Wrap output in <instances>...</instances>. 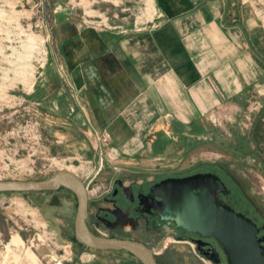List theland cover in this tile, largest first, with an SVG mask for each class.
Wrapping results in <instances>:
<instances>
[{
  "label": "rangeland",
  "instance_id": "1",
  "mask_svg": "<svg viewBox=\"0 0 264 264\" xmlns=\"http://www.w3.org/2000/svg\"><path fill=\"white\" fill-rule=\"evenodd\" d=\"M246 2L264 15V0ZM153 10L147 0H0V179L37 180L59 169H75L91 196L88 225L93 232L142 241L156 252L158 264H213L192 240L177 234L174 225L161 227L141 215L135 208L137 194L167 177L223 174L231 182V195L222 197L224 202L264 221V85L263 94H253L246 105L223 109L172 144L143 149L129 162L118 148L107 145L98 173L84 159H70L52 148L46 132L52 118L44 106L51 88L36 98L39 88L49 85L50 31L62 22L64 12L73 14L70 21L81 28H126L133 18V27L141 30L149 18L154 22ZM260 37L264 47L263 30ZM86 168L94 170L87 178ZM76 210L77 198L66 188L0 193V264H27L25 254L32 244L24 241L16 250L10 243L19 236L9 233L10 215L28 235H40L50 249L58 245L59 253L82 250L73 240Z\"/></svg>",
  "mask_w": 264,
  "mask_h": 264
},
{
  "label": "crops",
  "instance_id": "2",
  "mask_svg": "<svg viewBox=\"0 0 264 264\" xmlns=\"http://www.w3.org/2000/svg\"><path fill=\"white\" fill-rule=\"evenodd\" d=\"M147 3L154 8V22L149 18L148 27L141 30L133 27V18L126 28H81L70 21L74 15L69 12L51 29L49 85L39 88L36 98L51 88L44 104L52 118L46 132L58 154L90 161L97 170L111 145L129 162L141 150L172 144L178 135L193 132L201 120L223 109L236 110L253 94H263L264 15L253 11L251 2ZM83 175L87 178V168ZM127 191L132 196V187ZM91 201L89 196V213ZM10 217L9 233L19 234L10 243L16 250L24 241L32 243L25 254L27 264H141L126 251L113 255L121 251L86 246L59 253L52 240L55 248L50 249L40 235H28Z\"/></svg>",
  "mask_w": 264,
  "mask_h": 264
},
{
  "label": "water",
  "instance_id": "3",
  "mask_svg": "<svg viewBox=\"0 0 264 264\" xmlns=\"http://www.w3.org/2000/svg\"><path fill=\"white\" fill-rule=\"evenodd\" d=\"M66 188L77 198L74 219L76 240L95 250L126 251L141 264H158L154 250L146 243L132 238L110 237L96 234L88 225L89 195L85 181L73 170L63 168L44 179H0V193L56 191ZM227 186L212 172H200L181 177H167L150 188L154 208L159 210L167 225L175 229L199 234L195 240L198 248L209 244L203 238L219 242L228 264H264V238L259 236L257 223L245 213L237 211L217 196ZM144 195V194H143ZM141 198V197H140ZM215 262H220V252H205Z\"/></svg>",
  "mask_w": 264,
  "mask_h": 264
},
{
  "label": "flooded vegetation",
  "instance_id": "4",
  "mask_svg": "<svg viewBox=\"0 0 264 264\" xmlns=\"http://www.w3.org/2000/svg\"><path fill=\"white\" fill-rule=\"evenodd\" d=\"M216 175H218L224 181L225 185L227 186V191L225 193L222 190L217 189V196L219 197V199L221 201L224 202V199H222V197L227 196L229 194L231 195V193H230L231 192V189H230L231 182L223 174L216 173ZM153 185L154 184L150 185L147 190H143L141 192L140 191L138 192L137 204H136L135 208L140 210L141 215L148 216L149 221H155L157 224H159L161 227H163L164 225H166L168 223V221L162 219L161 215L159 214V210L154 208L155 201L151 197V195H153V194L150 193V188ZM226 204H228V203H226ZM228 205H230V204H228ZM233 208H235V207H233ZM236 210L239 211L238 209H236ZM241 212H243L247 216H249L247 212H244L243 210ZM249 217H251V216H249ZM251 218L257 223V225L259 227L258 235L264 238V221H262L260 219H254L253 217H251ZM171 225H174V223H171ZM176 230L178 231L177 234H180L181 236L187 237L190 240H192L196 244L197 249L200 252V254L202 256H204L205 258L209 259L211 262H213V264H228L226 257L222 253L221 246H220L219 242H217L214 238H203L209 244L203 246V248H202L203 251H200L198 248V243L195 241V240L201 238V236L199 234L187 232L183 229H178V228ZM262 244L264 245V241L262 242ZM214 249H217L220 252V257H221L220 262H215V261L211 260L210 257L205 255V252H208L210 255H212V250H214Z\"/></svg>",
  "mask_w": 264,
  "mask_h": 264
},
{
  "label": "built area",
  "instance_id": "5",
  "mask_svg": "<svg viewBox=\"0 0 264 264\" xmlns=\"http://www.w3.org/2000/svg\"><path fill=\"white\" fill-rule=\"evenodd\" d=\"M108 140V137L107 136H103V141H107ZM102 163V162H101ZM87 164H90V161H87ZM101 169V164H100V166L98 167V169H97V171H96V173H98V171ZM94 173V170H91V171H89L88 169H87V175L88 176H91V174H93ZM155 252V251H154ZM156 253V252H155Z\"/></svg>",
  "mask_w": 264,
  "mask_h": 264
},
{
  "label": "trees",
  "instance_id": "6",
  "mask_svg": "<svg viewBox=\"0 0 264 264\" xmlns=\"http://www.w3.org/2000/svg\"><path fill=\"white\" fill-rule=\"evenodd\" d=\"M73 240H74L76 243H79L80 245H82V246L86 247V245H84V244H82V243L78 242V241L76 240L75 236L73 237ZM87 248H89V247H87Z\"/></svg>",
  "mask_w": 264,
  "mask_h": 264
}]
</instances>
